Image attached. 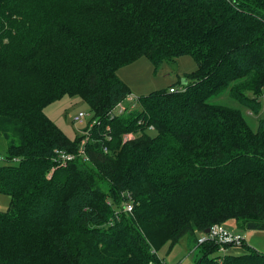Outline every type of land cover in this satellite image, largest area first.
I'll return each mask as SVG.
<instances>
[{"label": "trees", "instance_id": "trees-1", "mask_svg": "<svg viewBox=\"0 0 264 264\" xmlns=\"http://www.w3.org/2000/svg\"><path fill=\"white\" fill-rule=\"evenodd\" d=\"M182 56L197 63L183 87L139 96L137 109L110 118L132 93L119 69ZM228 88L260 114L264 0H0V135L6 159H18L0 163L11 199L0 264H151L154 249L186 236L200 248L194 264H264L251 247L219 260L218 243H198L229 220L264 230V117L253 129L241 109L209 102ZM66 95L100 124L87 161L64 167L57 151L76 153L83 136L69 137L45 109ZM127 132L136 137L124 142ZM122 197L134 216H119Z\"/></svg>", "mask_w": 264, "mask_h": 264}, {"label": "rangeland", "instance_id": "rangeland-1", "mask_svg": "<svg viewBox=\"0 0 264 264\" xmlns=\"http://www.w3.org/2000/svg\"><path fill=\"white\" fill-rule=\"evenodd\" d=\"M197 68L196 61L191 56H182L176 58L172 61H166L161 64L158 69L145 57L138 59L137 61L119 69V77L130 87L132 94L135 96L147 95L152 91L169 89L171 85L175 87H183L184 80H187V75L194 72ZM209 102L219 105L230 106L234 108H239L245 115L246 120L253 129L258 128L259 118L264 117V102L263 107L259 115L252 113L248 107L243 106L237 100L230 96V89H226L219 94H215L209 98ZM81 111L91 112L90 106L80 97V96H69L66 95L60 100L50 104L46 107V114L58 124L66 134L75 138L78 135H84L81 130H86L89 128V124H76L74 121L75 116H77ZM87 121V120H86ZM151 131V130H150ZM90 138L91 133L87 134ZM92 137V136H91ZM7 137L0 135V152L6 158L7 154ZM78 155V154H77ZM84 160V157L78 156L77 160ZM1 164H17L18 161H9L7 159L0 160ZM10 196L6 193L0 192V211H5L10 205ZM117 211L119 216L123 218L124 216L132 217L133 209L126 210V207L131 204V201L119 199ZM225 227L231 232L241 234L249 246L258 251L264 252V230H249L240 229L239 232L231 230L237 227L234 220H229L224 223ZM202 233H200L201 237ZM190 243V239L186 236ZM184 242L177 243L174 246L166 244L160 250L154 249L153 252L157 254L159 261L153 262L151 264H194L196 257L200 256L198 247L195 248L197 251L195 253L190 252L192 248H188L187 244ZM199 243V242H198ZM217 253L214 254V256ZM180 261V262H178ZM178 262V263H177Z\"/></svg>", "mask_w": 264, "mask_h": 264}, {"label": "built area", "instance_id": "built-area-1", "mask_svg": "<svg viewBox=\"0 0 264 264\" xmlns=\"http://www.w3.org/2000/svg\"><path fill=\"white\" fill-rule=\"evenodd\" d=\"M171 92L178 91L177 87H170L169 89ZM138 106V97L134 94H129L123 101L119 102L114 109L110 112V118L113 119L115 117H119L121 115H124L126 113H130L137 109ZM87 120V121H86ZM100 119L94 117V113L91 112H84L81 111L77 116H75L74 121L76 124H89V128L86 127V130H81L80 132L83 133V139L81 140V144L79 147V150L75 152H66V151H57L58 155L55 158V161L58 165L66 167L70 162L74 161L78 156L81 155V157H84V159L87 160L88 154H87V146L91 139L93 128L96 125L100 124ZM110 126H107V131H110ZM149 130L154 131L153 126H149ZM88 133H91V136L87 135ZM105 137H107L109 140L112 139V135L109 133L103 134ZM136 137V134L134 132H127L123 135V141L126 142L128 140H132ZM105 152H108V147L104 146ZM78 154V155H77ZM6 159L2 153L0 152V160ZM18 160V159H16ZM133 209L132 204L128 205L126 207V210ZM208 232H203L201 237H199V244H203L206 242H216L219 244V249L216 252L218 255L216 256L219 260L225 256L228 247H241L245 244V239L241 234H237L234 232H231L225 227V224H215L212 227L208 228ZM215 254V253H214ZM213 254V255H214Z\"/></svg>", "mask_w": 264, "mask_h": 264}, {"label": "crops", "instance_id": "crops-1", "mask_svg": "<svg viewBox=\"0 0 264 264\" xmlns=\"http://www.w3.org/2000/svg\"><path fill=\"white\" fill-rule=\"evenodd\" d=\"M171 86H173V85H171ZM170 86V87H171ZM233 226L234 227H231V230L232 231H235V232H239L240 231V229H238L234 224H233ZM199 236H200V233H199ZM184 238H186V237H184ZM184 238H182L181 240L184 242L183 244H187V246H188V248H189V250H190V246H189V243H187L188 241H186L187 239H184ZM245 239V238H244ZM181 242V241H180ZM246 245V246H245ZM245 245L244 246H241V247H235V246H233V247H228V250H227V252L225 253V254H243V253H246L248 250H247V247H250L249 246V244H248V242L246 241V239H245ZM198 246V245H197ZM196 246V247H197ZM196 247H194V249H191V251L190 252H192V253H195L196 251H197V249L195 250V248ZM218 254H216L215 256H217ZM214 256V255H213ZM178 262H180V261H178ZM177 262V263H178Z\"/></svg>", "mask_w": 264, "mask_h": 264}, {"label": "water", "instance_id": "water-1", "mask_svg": "<svg viewBox=\"0 0 264 264\" xmlns=\"http://www.w3.org/2000/svg\"><path fill=\"white\" fill-rule=\"evenodd\" d=\"M186 83H187V80H184V84H186ZM208 231H209V229L206 230V232H208Z\"/></svg>", "mask_w": 264, "mask_h": 264}]
</instances>
